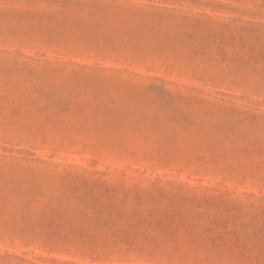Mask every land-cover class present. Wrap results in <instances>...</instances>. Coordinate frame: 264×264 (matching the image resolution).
Here are the masks:
<instances>
[{"label": "rangeland", "instance_id": "1", "mask_svg": "<svg viewBox=\"0 0 264 264\" xmlns=\"http://www.w3.org/2000/svg\"><path fill=\"white\" fill-rule=\"evenodd\" d=\"M0 264H264V0H0Z\"/></svg>", "mask_w": 264, "mask_h": 264}]
</instances>
